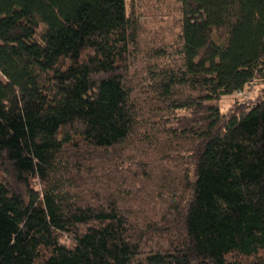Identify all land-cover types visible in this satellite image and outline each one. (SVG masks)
Returning a JSON list of instances; mask_svg holds the SVG:
<instances>
[{
  "label": "trees",
  "instance_id": "trees-1",
  "mask_svg": "<svg viewBox=\"0 0 264 264\" xmlns=\"http://www.w3.org/2000/svg\"><path fill=\"white\" fill-rule=\"evenodd\" d=\"M256 81L264 0H0V264H264Z\"/></svg>",
  "mask_w": 264,
  "mask_h": 264
},
{
  "label": "rangeland",
  "instance_id": "rangeland-1",
  "mask_svg": "<svg viewBox=\"0 0 264 264\" xmlns=\"http://www.w3.org/2000/svg\"><path fill=\"white\" fill-rule=\"evenodd\" d=\"M151 8V5L148 6ZM147 17L141 21L142 36L146 42L142 45L143 49L151 48L154 45H173L179 33V23L177 19L164 15L163 8L158 9H145ZM163 10V12H162ZM264 85L262 82L256 81L254 84L249 85L243 91L242 95L238 92L224 96L219 101V106L223 113H228L233 108L236 102H247L254 100L261 94Z\"/></svg>",
  "mask_w": 264,
  "mask_h": 264
}]
</instances>
